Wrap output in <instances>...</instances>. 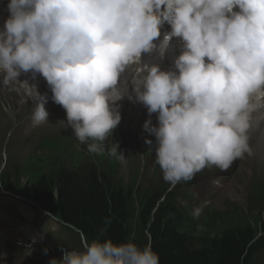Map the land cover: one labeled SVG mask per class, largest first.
<instances>
[{"label": "clouds", "instance_id": "1", "mask_svg": "<svg viewBox=\"0 0 264 264\" xmlns=\"http://www.w3.org/2000/svg\"><path fill=\"white\" fill-rule=\"evenodd\" d=\"M8 11L0 31L4 83L39 73L65 110L61 123L90 153L102 151L120 123L116 102L133 100L118 87L122 74L141 65L134 100L157 114L158 125L148 119L143 129L155 137L166 183L189 182L210 166L226 171L252 154L253 113L264 109V0H10ZM165 23V40L183 42L176 71L141 64ZM37 96L32 119L39 124L47 121V97ZM118 147L111 155L123 162ZM61 251L49 264H160L150 245L141 249L133 239L81 236L79 250Z\"/></svg>", "mask_w": 264, "mask_h": 264}, {"label": "trees", "instance_id": "2", "mask_svg": "<svg viewBox=\"0 0 264 264\" xmlns=\"http://www.w3.org/2000/svg\"><path fill=\"white\" fill-rule=\"evenodd\" d=\"M4 186L12 188L8 182ZM20 191L74 231L77 240L85 236L119 244L133 239L141 249L150 245L160 264H255L254 254L264 247L259 235L264 207L200 223L176 209L168 197L161 200V192L122 186L96 170L22 185ZM106 221L110 223L101 235Z\"/></svg>", "mask_w": 264, "mask_h": 264}, {"label": "rangeland", "instance_id": "3", "mask_svg": "<svg viewBox=\"0 0 264 264\" xmlns=\"http://www.w3.org/2000/svg\"><path fill=\"white\" fill-rule=\"evenodd\" d=\"M26 120V115L13 118V124L20 128L22 135L18 142H14L13 138L16 133L12 134L6 147L8 153L15 157L17 164L22 163L29 152L38 149L41 138L56 133L55 126L50 122L45 123L44 127L35 128L26 125ZM7 130L8 127L0 129V154L4 149L3 141L6 138ZM122 146L124 148L121 152L125 155L122 164L117 165L115 169V178H117L115 181L122 186L140 184V189L144 193L154 191L153 180L149 179L145 172H141L140 143L138 141L136 144L125 142ZM64 154L65 148L62 151V156ZM256 167L253 172H242L236 176L238 179L236 187L227 190L214 201L210 220L205 223L219 220L223 213L233 211L242 213L246 210L254 211V209L264 207V163H260ZM23 181L25 180L23 179ZM158 186L162 187L163 185L159 184ZM23 203L25 204L23 206H28L31 210V219L26 218L22 213L20 205ZM0 207L6 208L13 223L10 222L20 229L26 227L27 222L32 221L30 229L34 233V237L31 238L26 236L23 231L13 232L9 239L14 246L11 248L14 249V252L7 255L0 251V264H49L52 258L57 260L62 258L61 249L79 250L81 248V241L77 240L78 236L74 231L65 228L60 221L51 216L41 213L28 202L20 203L18 199H7L0 193ZM10 209H12V214L9 212ZM259 235L264 236V230H261ZM253 260L255 264H264V247L254 254Z\"/></svg>", "mask_w": 264, "mask_h": 264}, {"label": "bare ground", "instance_id": "4", "mask_svg": "<svg viewBox=\"0 0 264 264\" xmlns=\"http://www.w3.org/2000/svg\"><path fill=\"white\" fill-rule=\"evenodd\" d=\"M20 209L22 211L23 214H25L26 218H30L31 219V210L28 208V206H23L20 205ZM4 215H6L5 210H3L2 208H0V216L3 217ZM10 217L9 215H7L5 221L3 220V218H0V241L4 238H8L10 237V235L13 234V232L16 231H23L26 236L29 235L31 238L34 237V233L33 231H31V222L29 221L27 222V226L23 227V229H20L19 227H17L16 225H12V223L10 222ZM24 225V224H23Z\"/></svg>", "mask_w": 264, "mask_h": 264}]
</instances>
